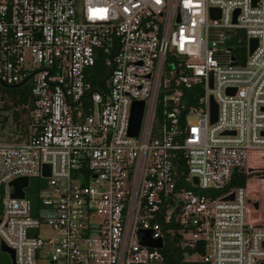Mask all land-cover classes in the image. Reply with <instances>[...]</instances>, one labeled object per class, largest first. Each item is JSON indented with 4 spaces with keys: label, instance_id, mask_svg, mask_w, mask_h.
<instances>
[{
    "label": "built area",
    "instance_id": "built-area-1",
    "mask_svg": "<svg viewBox=\"0 0 264 264\" xmlns=\"http://www.w3.org/2000/svg\"><path fill=\"white\" fill-rule=\"evenodd\" d=\"M168 236L264 264V0H0V264H168Z\"/></svg>",
    "mask_w": 264,
    "mask_h": 264
},
{
    "label": "trees",
    "instance_id": "trees-1",
    "mask_svg": "<svg viewBox=\"0 0 264 264\" xmlns=\"http://www.w3.org/2000/svg\"><path fill=\"white\" fill-rule=\"evenodd\" d=\"M238 44V48L241 50L243 57L246 56V37L243 35L241 37V39L237 42ZM95 69L97 70V74L94 75L95 77L92 78L94 84H100L102 81V78L104 77V71L105 68L103 66V64L99 61L96 66ZM100 71V74H99ZM103 72V73H101ZM103 77H100L99 75H102ZM13 86H21V85H11V86H7V88H4L3 91L5 90V95H3V97H5L6 95L10 96L11 98H13V103L15 104H21L23 105L21 107V110H27V107L24 106L25 103H28L29 100V95H30V89L29 87H24L22 86V88H20V90L12 91L10 89V87ZM16 87H14L15 89ZM4 105H6L4 103ZM15 113V117L18 116V110L15 109L14 110ZM239 177L233 178L232 181L230 182V185H239V184H243L244 180H245V176L242 173H239ZM38 182H45L44 178H39ZM36 190V189H35ZM34 202L37 203L38 202V197L35 193L34 198H33ZM162 252L164 253L166 260L168 262V264H197V261L195 260H187L185 259V256L187 253H191L193 252L192 249H187L185 247H182L180 245V239L176 236H168L165 240L164 246L161 248ZM200 252H203L202 247H199L198 249Z\"/></svg>",
    "mask_w": 264,
    "mask_h": 264
},
{
    "label": "water",
    "instance_id": "water-1",
    "mask_svg": "<svg viewBox=\"0 0 264 264\" xmlns=\"http://www.w3.org/2000/svg\"><path fill=\"white\" fill-rule=\"evenodd\" d=\"M215 8H212L211 11L214 13ZM257 44V38L256 37H249L248 39V49L249 53L252 52V50L255 48ZM211 85V81H210ZM229 89V88H228ZM142 111H143V101L142 100H135L133 102L132 106V113L130 118V133L131 134H137L141 122L142 117ZM209 111H210V120L214 121L217 118V111H218V105L216 101L214 100L213 96L210 95V105H209ZM49 164L45 163L43 164V175H49ZM194 181L197 182V177H194ZM29 180L26 176H19L10 181V184L12 186L11 188V194L13 196H23L24 195V189L23 187L28 184ZM233 193H230L225 196V198H232ZM139 233L141 234V242L150 246H161L162 240L161 238H153L150 235V231L147 229H140ZM2 250H8V247L2 243L1 244ZM11 256L13 258V251L11 250ZM14 264V263H12Z\"/></svg>",
    "mask_w": 264,
    "mask_h": 264
},
{
    "label": "rangeland",
    "instance_id": "rangeland-1",
    "mask_svg": "<svg viewBox=\"0 0 264 264\" xmlns=\"http://www.w3.org/2000/svg\"><path fill=\"white\" fill-rule=\"evenodd\" d=\"M245 51H246V54H247V49H245ZM14 87H16V88L14 89ZM5 88H7V87H5ZM20 88H22V85H21V86H13V87H10V89H11L12 91H15V92H16L17 90H20ZM2 99L5 101V104H6L5 107H7V108L11 107L12 109H15V108L13 107V106H14L13 98H11L10 96L6 95V96L3 97ZM24 111H25V110H23V112H22L21 115H22L23 118H26L27 115H26V113H24ZM13 114L15 115V113H13ZM33 181H34V179L32 180V182H33ZM0 255H1V258H6V259L9 258V255H8L7 253H5V252H1ZM195 257H196V258H200L201 255L196 254ZM38 264H50V263H48V261H47L46 258H43V259L39 260Z\"/></svg>",
    "mask_w": 264,
    "mask_h": 264
},
{
    "label": "crops",
    "instance_id": "crops-1",
    "mask_svg": "<svg viewBox=\"0 0 264 264\" xmlns=\"http://www.w3.org/2000/svg\"><path fill=\"white\" fill-rule=\"evenodd\" d=\"M20 138V137H19Z\"/></svg>",
    "mask_w": 264,
    "mask_h": 264
}]
</instances>
